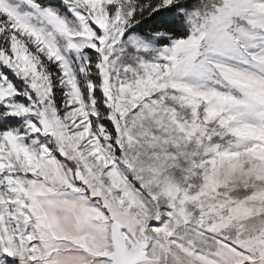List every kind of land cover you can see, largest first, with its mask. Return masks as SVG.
<instances>
[{"label": "snow or ice", "instance_id": "snow-or-ice-1", "mask_svg": "<svg viewBox=\"0 0 264 264\" xmlns=\"http://www.w3.org/2000/svg\"><path fill=\"white\" fill-rule=\"evenodd\" d=\"M0 264H264V0H0Z\"/></svg>", "mask_w": 264, "mask_h": 264}]
</instances>
